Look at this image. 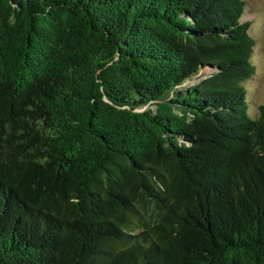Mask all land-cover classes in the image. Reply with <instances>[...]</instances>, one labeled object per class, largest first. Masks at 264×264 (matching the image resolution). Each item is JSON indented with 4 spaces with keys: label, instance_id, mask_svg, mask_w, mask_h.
<instances>
[{
    "label": "trees",
    "instance_id": "16d2710c",
    "mask_svg": "<svg viewBox=\"0 0 264 264\" xmlns=\"http://www.w3.org/2000/svg\"><path fill=\"white\" fill-rule=\"evenodd\" d=\"M243 12L0 0V264H264Z\"/></svg>",
    "mask_w": 264,
    "mask_h": 264
},
{
    "label": "rangeland",
    "instance_id": "374dc122",
    "mask_svg": "<svg viewBox=\"0 0 264 264\" xmlns=\"http://www.w3.org/2000/svg\"><path fill=\"white\" fill-rule=\"evenodd\" d=\"M242 21H247L248 32L254 39L252 62L255 72L243 81L251 97L250 111L256 112L259 104H264V0H243Z\"/></svg>",
    "mask_w": 264,
    "mask_h": 264
}]
</instances>
